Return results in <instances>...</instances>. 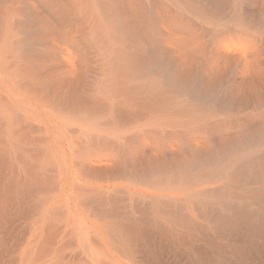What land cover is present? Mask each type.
<instances>
[{
	"label": "bare ground",
	"instance_id": "6f19581e",
	"mask_svg": "<svg viewBox=\"0 0 264 264\" xmlns=\"http://www.w3.org/2000/svg\"><path fill=\"white\" fill-rule=\"evenodd\" d=\"M0 264H264V0H0Z\"/></svg>",
	"mask_w": 264,
	"mask_h": 264
}]
</instances>
